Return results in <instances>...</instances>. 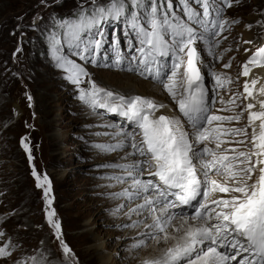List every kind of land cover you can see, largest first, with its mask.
Returning <instances> with one entry per match:
<instances>
[{
  "label": "rangeland",
  "instance_id": "rangeland-1",
  "mask_svg": "<svg viewBox=\"0 0 264 264\" xmlns=\"http://www.w3.org/2000/svg\"><path fill=\"white\" fill-rule=\"evenodd\" d=\"M228 2L209 0L210 15L205 17L202 0H138V3L123 0L125 6H132V13L126 11L118 19H104L82 32L79 40H73L65 36L66 28L61 23L78 20L81 13L92 15L99 7L107 8L110 0H0V232L4 233L0 246L10 242L11 252L10 256L0 257V264H33V257L36 264H146L159 258L173 243L171 240L157 243L152 238V229L146 227L152 224L147 210L130 211L141 203L142 197L129 199L120 195L125 190L134 191L132 179L123 168L112 165L137 160V156L128 155L133 149L103 151L95 147L123 139L115 133L131 132L130 122L107 112L108 109H93L79 100L77 86L67 79L69 73L57 66L51 37L60 41L56 54L88 73L80 87L87 89L90 78L100 88L127 97V92L121 93L117 86L127 75L139 76L152 85L150 90L154 93L148 94L149 98L173 108L180 116L171 97L164 98L168 93L163 86L153 79L157 70L162 76L171 74L175 52L169 50L157 56L151 64L153 75H149L139 64L141 45L131 17L135 15L136 23L147 25L151 8L156 6L161 14H168L172 23L192 27L198 37L203 34L194 46L208 92V114L240 115L239 120L225 121L220 126L247 130L246 136L221 137L225 142L217 154L232 156L231 149L253 150V129L248 125L246 110L253 101L244 92V84L248 82L251 86V81L258 80L255 85L258 87L264 79V66L253 67L248 76H242L241 72L250 56L264 48V0H230L231 7ZM188 8L208 22L210 28L197 24L196 18L190 19ZM222 22L226 23L221 30ZM165 39L171 45L170 32ZM226 64L230 67H225ZM129 67L135 70L128 71ZM182 72L183 69L178 81L182 80ZM217 75L231 82L218 87ZM144 91L141 87L134 89L133 92L141 93L133 96L145 97ZM255 97L263 99L264 94L257 92ZM230 100L235 103H229ZM217 123L220 122L213 126ZM184 127L193 131L190 125ZM22 138L31 149V162ZM206 143L215 148L214 140ZM225 149L229 151L225 153ZM230 162L240 167L238 161ZM33 166L41 177L47 174L51 181L50 206L43 189L36 186ZM138 178L152 179L147 169ZM210 178L220 183L229 181L215 173ZM254 178L255 175L248 183ZM225 196L212 197L210 193L209 206L213 207L211 201L226 199ZM46 209L55 210L53 219L61 225L60 239L48 223ZM179 213L176 219L186 216L183 211ZM168 230L182 235L172 227ZM61 240L72 249L73 255L64 256ZM140 240L145 243L133 247ZM204 248L205 245L198 246V250Z\"/></svg>",
  "mask_w": 264,
  "mask_h": 264
},
{
  "label": "snow or ice",
  "instance_id": "snow-or-ice-1",
  "mask_svg": "<svg viewBox=\"0 0 264 264\" xmlns=\"http://www.w3.org/2000/svg\"><path fill=\"white\" fill-rule=\"evenodd\" d=\"M133 3H138V0H133ZM202 3L203 16L207 17L210 15L209 0H202ZM168 6L171 7V4ZM228 6L231 7L230 0ZM122 14L123 0H110L107 8L99 7L92 15L81 13L78 20L64 21L61 27L66 28V37L79 40L82 32L95 27L104 19H118ZM187 14L190 19L196 18L197 24L207 28L205 22L199 19L193 10L188 8ZM149 17L147 25L136 23L137 16L131 17L132 27L136 30L141 45L138 49L139 64L144 66V71L149 75H153L151 64L155 58L167 54L169 50L175 52V62L169 69L171 74L164 73L162 76L157 70L153 79L163 86L183 119L164 114L157 115L159 110L165 107L163 104L158 105L153 99L139 95L125 97L115 94L100 88L90 78L87 89L80 87L84 82L83 77H87L88 73L73 61L56 54L60 41L55 36L51 37L57 66L69 73L67 79L77 86L79 100L93 109L104 108L118 113L125 117L133 128L131 132H116L117 137H123L117 143L95 147L103 151L131 147L133 151L128 155L142 158L130 164L112 166L123 168L132 179L134 191L125 190L120 195L129 199L143 198V203L130 211L139 213L147 210L152 218V224L146 227L152 229L150 233L152 238L157 243L175 241L159 258L146 264H230L232 261H236L237 264H264V101H260V111H252L255 106L251 103L246 106L248 125L253 129L251 137L253 150L244 152L231 149L230 151L234 153L232 156L218 155L217 151L225 142L221 139L222 136L241 134L246 136L247 130L225 129L220 126L225 121L239 120L240 115L208 114V92L205 88L204 75L198 66L201 63L200 56L194 46L203 34L198 37L192 27L172 23L168 19V14H161L156 6L151 8ZM212 23L215 26V22ZM224 23L226 22L219 25L221 30ZM169 32L173 37L171 45L165 39V34ZM96 46H99L98 41ZM257 66H264V48L256 50L250 56L243 66L242 75L248 76L251 68ZM225 67H230V64H226ZM181 69L182 80L178 81ZM127 70L135 69L129 67ZM141 74L143 75V72ZM215 79L218 87H224L231 82L219 75ZM256 84L257 81L253 80L250 87L248 82H245L244 92L247 97L253 96L252 89ZM259 91L264 94V88ZM229 103L234 104L235 100H230ZM215 122L220 123L213 126ZM185 124L190 125L193 131H187ZM210 140L216 142L215 148L207 146L206 142ZM21 143L28 152V159L31 162L33 159L31 149L24 143L23 138ZM197 143L204 146L194 147ZM223 151L226 153L229 150ZM230 161H238L240 167ZM146 169L147 175L152 179H139ZM212 173L225 176L226 180L233 183H220L211 179ZM253 175H256V179L248 183ZM32 176L35 177L36 186L43 189L46 203L50 206L52 203L48 198L52 189L50 179L47 174L41 177L35 166L32 168ZM217 191L239 195L213 200L211 201L213 207H210L207 198L210 193ZM149 193L155 195H148ZM201 196L204 197V202L197 199ZM194 201L196 202L194 215L184 218L179 226L173 225L174 219L180 215L174 210L192 205ZM46 214L48 223L60 239L61 225L58 220L53 219L55 210L46 209ZM169 227H174L175 232L182 235L170 234ZM3 235L4 233L0 232V237ZM60 242L64 256L73 255L72 249L63 240ZM144 243V240H140L133 247L138 248ZM199 245H205V248L198 250ZM9 246L10 242L0 246V257L11 255ZM223 249H231V252ZM31 259L33 264H36L35 258Z\"/></svg>",
  "mask_w": 264,
  "mask_h": 264
},
{
  "label": "bare ground",
  "instance_id": "bare-ground-1",
  "mask_svg": "<svg viewBox=\"0 0 264 264\" xmlns=\"http://www.w3.org/2000/svg\"><path fill=\"white\" fill-rule=\"evenodd\" d=\"M254 70V69H253ZM262 70V69H261ZM261 72V71H260ZM263 72H264V70H263ZM263 72H262V74H263ZM259 73V72H258ZM254 74H255V72H254ZM252 78V77H251ZM258 78H259V76H258ZM127 79H129L128 81H126ZM252 79H254V78H252ZM137 80V81H136ZM262 80V79H261ZM260 80V81H261ZM258 81V80H257ZM151 84H147L145 81H142V79L140 80L139 79V76L137 77V76H135V75H127V77H126V79H125V81H123V83H120V85L119 86H117L118 87V89H120L121 90V93L122 92H127V94L128 95H131V96H133V95H135V94H140L141 92H133L134 91V89H139V87H141V88H143V89H145L146 91H144L145 92V97H147V98H149L147 95L148 94H153L154 92H152L150 89H152V85L150 86ZM261 88H264V79H263V81L261 82V84L258 86V87H254L253 88V96L252 97H250L251 98V100L253 101L251 104H253L255 107L252 109V111H260L261 110V108H260V101H264V98L263 99H261V98H257V97H255V94L258 92H260L259 90L261 89ZM155 91V90H154ZM157 91V90H156ZM147 92V93H146ZM128 95H127V97H128ZM170 96L169 95H166L164 98L165 99H168ZM156 104H158L159 105V103H156ZM160 104H162V103H160ZM103 109V108H102ZM110 112V113H112V114H115L116 112H112V111H110V110H107V112ZM116 114H118V113H116ZM159 114H164V115H167V116H170V117H178V118H181L182 119V117H180L178 114L176 115V113L173 111V108H168V107H164V108H162V109H160L159 110V112L157 113V115H159ZM111 123H113V122H111ZM258 124H259V121H257L256 122V125H257V127H258ZM133 151V150H132ZM137 160H139V159H142L141 157H139V156H137ZM150 177V176H149ZM152 178V177H151ZM256 179V175H255V178H254V180ZM227 183H233V181H227ZM218 194H223V196H225V194L226 195H228V196H225L226 197V199H228V198H230V195L231 196H233V194H235V195H239V194H237V193H232V192H230V193H220V192H213V193H211V195H212V197H214V196H217ZM211 198V197H210ZM198 199V198H197ZM141 203H143V200L141 201ZM140 203V204H141ZM196 204V202H194L192 205H189V206H187V207H184L183 208V206H181L180 208H178V211L177 212H179V211H183V212H185V215L186 216H183V217H180V218H175L176 220H175V222H173V225H175V226H179L180 224H181V222H182V220L184 219V218H186V217H191L192 215H194V208L192 209V210H190L191 209V206H194ZM143 211H146V210H143ZM175 211V210H174ZM187 214H188V216H187ZM152 219V218H151ZM173 229H174V231H175V228L174 227H172ZM171 234V233H170ZM172 241V240H171ZM175 243V241H173V243L172 244H174ZM172 244L170 245V246H172ZM169 247V246H168ZM230 264H233V262H230Z\"/></svg>",
  "mask_w": 264,
  "mask_h": 264
}]
</instances>
